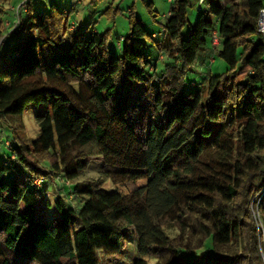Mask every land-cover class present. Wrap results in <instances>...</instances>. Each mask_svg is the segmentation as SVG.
Instances as JSON below:
<instances>
[{"label": "trees", "instance_id": "1", "mask_svg": "<svg viewBox=\"0 0 264 264\" xmlns=\"http://www.w3.org/2000/svg\"><path fill=\"white\" fill-rule=\"evenodd\" d=\"M10 3L0 0V26ZM188 5L172 0L162 41L130 8L120 56L110 28L78 31L65 47L69 11L20 7L10 32L18 38L1 52L0 122L22 128L32 102L52 112L36 115L31 144L8 145L10 163L0 154V264H101L102 255L125 254L133 237L132 264H149L146 256L155 264H264L249 207L264 187V0L211 2L216 20L201 13L184 37ZM118 10L105 13L114 19ZM214 32L219 43L208 46ZM143 39L166 55L160 74ZM214 55L228 68L205 73L188 93V74ZM94 158L100 176L80 180ZM43 176L71 181L72 200L59 194L52 203L46 192L43 201L46 182L33 181ZM107 180L128 192L107 190ZM258 209L264 229V193Z\"/></svg>", "mask_w": 264, "mask_h": 264}, {"label": "rangeland", "instance_id": "2", "mask_svg": "<svg viewBox=\"0 0 264 264\" xmlns=\"http://www.w3.org/2000/svg\"><path fill=\"white\" fill-rule=\"evenodd\" d=\"M22 0L20 1V5L23 9L29 8L32 9L33 14H37L42 10H50L51 4H56L59 8L69 9V22L71 25H78L77 30L69 28L66 36V40L64 42V46L66 47L69 43V37L75 36L78 31L92 30L95 26L97 30L103 32L107 28L112 30V38L109 41V46L113 51L114 56L122 55V48L117 47L118 39L120 37H127L130 31L129 24V9L132 8L135 13L141 18L143 24L145 25L147 31L150 34L159 33L164 25L167 22L166 14L170 11L172 1L169 0H83L81 4H77V0H30L29 3ZM220 0H204L200 2V0H189V5L187 8V15L189 19L190 25H187L183 29V36L187 37L190 26L194 25L200 14L204 13L205 17L216 20V17L208 14V4L211 2H217ZM11 3L17 4L18 0H11ZM8 9L10 8V4H7ZM113 8L114 10H118L115 14L114 19L110 16H107L105 13L109 8ZM17 10V8H16ZM15 12V10H14ZM16 13V12H15ZM5 15L11 18V14L8 13L2 16V26H0V60L2 58V51L6 50L9 46L12 45L13 42H16L18 38V34H10L13 30L12 27L14 25L13 21L6 22ZM112 15V14H110ZM14 17V21H15ZM13 22V23H12ZM10 34V35H9ZM157 41H162L164 39V35H158L155 37ZM212 37L208 39V46H211ZM221 48V45L218 46ZM143 51L149 56V60L153 65H158L157 73H161L163 67L168 60L166 55L164 59L160 58V51L156 47V45L152 42L143 39ZM206 51H201L200 55L204 56ZM228 68L227 63L218 57L217 55L212 56L210 61H207L204 65L198 63L194 67V71L188 74L186 78V91L192 92L200 89L206 81L205 73L211 72L212 74H220L224 72ZM144 84L133 85L128 93L129 101L132 102L136 99L140 91L143 89ZM45 110H49L52 112V107L50 103H29L26 106L22 121V128H14L7 121L2 120L0 122V154L1 156L10 163L13 159L12 150L8 147L10 143L14 142H23L31 144L35 141L40 135V127L36 121V115L38 113H42ZM17 144V143H14ZM101 158H94L90 161L89 166L86 171H84L79 179L85 178H98L100 176V172L102 170V162L99 160ZM21 168L19 164H16ZM45 177V181L42 182L43 179L41 177H35L33 179L34 184L35 181L41 183L43 185L46 182L47 191L43 194V198L46 195H49L50 200L54 203L59 194L66 196L69 200H72V195L70 190L72 188V182L67 181L60 176L53 177ZM49 179V180H48ZM146 182V179H142L139 181V184H143ZM44 188V187H42ZM104 188L107 190H115L119 189L124 193H127L129 188L120 184H115L111 180H107L104 183ZM264 192V187L261 192L257 194L253 199H251L249 207L253 211V216L258 225V233H259V241L258 246L260 250V255L264 260V236L261 220L258 214V205L262 198V193ZM44 201V200H43ZM44 211L46 217H50L53 215L55 209H47L44 205ZM262 232V233H261ZM261 233V234H260ZM136 245L137 238L133 237L131 244L127 248V252L125 254H119L116 256H106L102 255L101 264H132V260L134 255L136 254ZM145 259L148 260L149 264H155L157 259L154 256H146ZM195 264H207L206 258L201 257L199 260L195 261Z\"/></svg>", "mask_w": 264, "mask_h": 264}, {"label": "built area", "instance_id": "3", "mask_svg": "<svg viewBox=\"0 0 264 264\" xmlns=\"http://www.w3.org/2000/svg\"><path fill=\"white\" fill-rule=\"evenodd\" d=\"M203 1L204 0H200V2H203ZM25 2L26 1H24L23 3H25ZM22 6H25V5L21 4V5H19L17 7L16 14H15L16 18H15L14 25H13L12 29L17 28L19 26V24H20V7H22ZM169 16H170V11L166 14V17H169ZM257 29H258L259 33L264 34V7L261 8V10H260V14H259V17H258V28ZM165 31L166 30L163 27L162 30L159 33H155V34H153V36L156 37L158 35H164ZM218 43H219V39H218V36H217V32H214L213 38H212V44H213V46L216 47L218 45ZM211 59H212V57H211ZM41 179H43L42 182L46 180L45 177H41ZM41 183H38V182L35 181L36 185H40ZM263 193H262V196H263ZM262 229H263V226H262ZM263 236H264V229H263Z\"/></svg>", "mask_w": 264, "mask_h": 264}, {"label": "crops", "instance_id": "4", "mask_svg": "<svg viewBox=\"0 0 264 264\" xmlns=\"http://www.w3.org/2000/svg\"><path fill=\"white\" fill-rule=\"evenodd\" d=\"M20 1H22V0H18V3L17 4H12V3H10V8L8 9V11H9V13L12 15L11 16V18H9V16H6L5 15V20H6V22H10V21H13L14 22V17H15V12H16V8L20 5ZM30 0H28V2H29ZM169 1H172V0H169ZM83 2V0H77V4H81ZM63 11H69V9H66V8H61ZM14 10H15V12H14ZM46 12H48L47 10H42V11H40L39 12V14H44V13H46ZM8 13V12H7ZM6 13V14H7ZM12 22V23H13ZM70 28H72V29H74V30H77V28H78V25H75V24H73V25H70ZM92 30H94V31H99V30H97L96 29V27L94 26L93 28H92Z\"/></svg>", "mask_w": 264, "mask_h": 264}]
</instances>
